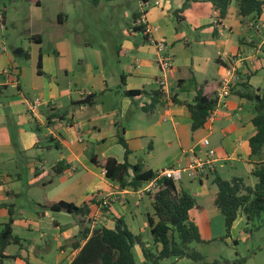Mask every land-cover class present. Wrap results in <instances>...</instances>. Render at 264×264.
Returning a JSON list of instances; mask_svg holds the SVG:
<instances>
[{"label":"crops","instance_id":"obj_1","mask_svg":"<svg viewBox=\"0 0 264 264\" xmlns=\"http://www.w3.org/2000/svg\"><path fill=\"white\" fill-rule=\"evenodd\" d=\"M141 1L137 0L132 22L123 30L124 39L109 61L110 70L91 41L73 49L72 39L63 36L62 46L57 38V44L45 51L44 23L38 8L30 18L29 49H21L14 59L6 42L9 14L5 6L0 7V12L4 11L0 22V232L12 219V232L20 239L12 244L18 250L8 251L12 245L7 247L4 264H71L85 243L81 241L80 248L73 246L81 230L114 228L115 217L122 218L134 235L150 231L148 215H154L151 198L141 189H123L109 180L104 164L110 158L140 164L157 174L184 168L192 154L203 156L201 142L208 139L218 159L215 169L200 180L185 175L190 185L185 186L183 180L175 183L196 199L190 216L196 209L201 214L209 212L211 219L220 213L215 205V176L226 181L242 179L246 186L245 178L253 177L259 162L251 157L249 146L256 132L254 104L232 91L227 107L196 131L192 130L188 105L200 88L216 99L226 68L242 54L250 55L253 62L239 65L240 83L248 82L264 96V29L257 32L249 25L257 16L242 18L238 0L232 1L224 19L210 0H192L183 12L187 0H149L159 1V5L147 10V21L154 30L144 35L146 41L133 30ZM66 20L68 17L59 13L56 26H64ZM221 26L227 28L224 36L219 34ZM53 37L55 40V34ZM153 41H164L166 50L158 51ZM166 55L173 57L174 64L163 72L159 61ZM11 69L18 72L17 85L4 82V73ZM162 78L166 91L159 84ZM128 91L142 94L132 97L124 94ZM92 95L91 104L82 103ZM37 99L40 104L32 110L29 103ZM69 121L72 126L67 125ZM121 134L128 154L119 141ZM48 162L51 167H46ZM99 196L116 201L103 211L97 207ZM94 198L90 216L82 218L86 224L76 217L71 225L64 222L71 214L46 208L58 202L80 207ZM194 222L204 242L225 237L226 229L215 236L211 223L204 230L199 221ZM244 227L245 218L240 216L231 230L233 241ZM243 263L240 259L236 264Z\"/></svg>","mask_w":264,"mask_h":264},{"label":"trees","instance_id":"obj_2","mask_svg":"<svg viewBox=\"0 0 264 264\" xmlns=\"http://www.w3.org/2000/svg\"><path fill=\"white\" fill-rule=\"evenodd\" d=\"M89 1L93 6H98L102 1L114 0ZM191 1L187 0L180 11L187 9ZM232 1L210 0L220 19L226 18ZM263 5L264 2L261 0H238L239 15L242 18L258 16L263 11ZM2 13L4 14V11ZM139 15L136 13L134 16L133 30L143 35V38L148 41V38L144 36L146 35L144 28L137 25ZM232 91L236 92L240 98L254 104L253 124L256 132L251 137L249 146L251 157L259 160L252 171V175L258 179V182L254 187H250L246 186L242 179L226 181L219 175L215 176L213 180L217 188L215 205L225 218L226 234L221 240L231 236L232 227L240 216L246 219L245 232L251 231L247 225L256 219L264 223V96L254 90L248 82L238 83ZM124 94L133 97L142 92L128 91ZM94 98L95 95L89 96L82 103L91 104ZM216 103V99L206 95L202 88L198 90L193 103L188 105L193 131L202 129L206 125L207 118L216 107ZM119 141L128 154V146L122 134ZM104 168L109 180L117 182L123 189L129 188L134 191L142 189L156 177V174L145 170L140 164L131 165L128 161L119 163L114 158L108 159ZM55 170L60 172V167H56ZM146 194L151 198L154 209V215H148L152 245L148 246L141 235H134L122 218L115 217L114 228L101 226L93 232L89 227L81 230L73 246L80 248V242L85 241V243L71 264H138L135 254L136 246L140 247L145 264H162V261L167 258L203 260L200 253L188 248L191 243L204 242L197 224L190 216V211L196 206L195 197L185 190H179L176 183L168 179L160 180L158 187ZM94 201L95 198L90 204L80 207L66 202L51 203L46 205V208L53 212H63L85 219L90 216L91 204ZM83 219L80 222L86 224ZM12 223L13 220L10 219L0 232V264H4L8 258L5 254L7 247L20 243V239L12 232Z\"/></svg>","mask_w":264,"mask_h":264},{"label":"rangeland","instance_id":"obj_3","mask_svg":"<svg viewBox=\"0 0 264 264\" xmlns=\"http://www.w3.org/2000/svg\"><path fill=\"white\" fill-rule=\"evenodd\" d=\"M137 5V0H114L102 2L98 6H93L89 0H0V7H6L10 18L6 34L8 52L14 59H17L15 56L17 51L29 49L30 42H32L30 18L38 8V13L42 15L44 23L43 47L45 51L57 44V38L62 46L63 36L72 39L73 49L78 45L81 46L80 44L85 41H91L92 45L103 54L106 68L110 70L109 61H111L112 55H115L120 41L124 39L123 30L129 28L133 19V11L136 10ZM59 13L68 17L64 26H56ZM51 165L52 162H48L46 167H51ZM241 165L246 167L242 163ZM45 177L48 178L47 175ZM183 182L185 186L190 185L186 176H184ZM257 182L258 180L254 176L251 179L245 178V183L248 186H255ZM38 209L40 210V208ZM66 216L68 215L66 214ZM191 217L199 221L204 230L209 228L211 223L215 236H220L221 231L223 232L225 229L224 216L220 213L211 219L209 212L201 214L194 209L191 212ZM75 218V215H69L64 222H70L72 225ZM54 219L58 220L59 218L54 217ZM47 221H50V218ZM247 226L251 231H242L236 241H233L230 236L225 241L219 239L212 242L189 244L188 248L191 251H196L203 256L201 261H193L187 258H167L162 261V264H236L240 259H243V264H264V223L256 219ZM142 238L148 246L152 245L153 240L150 231L146 230L142 234ZM48 240H52L49 243L54 252L55 242H53L52 233L49 234ZM12 249L18 250V246L12 245L8 251H13ZM139 251L138 246L137 252L135 251L137 262L138 264H145L143 256H139Z\"/></svg>","mask_w":264,"mask_h":264},{"label":"built area","instance_id":"obj_4","mask_svg":"<svg viewBox=\"0 0 264 264\" xmlns=\"http://www.w3.org/2000/svg\"><path fill=\"white\" fill-rule=\"evenodd\" d=\"M158 5H159V1H154L153 3L149 1L140 2V10H139L140 15L137 19V25L142 26L144 28L146 35L152 34L154 30V28L150 26V24L147 21V17H146L147 10L151 6H158ZM3 20H4L3 13L0 12V22H3ZM249 25L252 29H254L257 32H261L264 29V5H263L262 13L259 14L254 21L250 22ZM226 30H227L226 26H221L219 28L220 36H224ZM153 43L156 49L160 52H164L167 48L164 41H153ZM3 49L6 50L5 46H3ZM259 51L261 52L260 49ZM247 60L253 62V60H251L250 55H245V54L238 55L234 57V59H232L233 65L226 68L225 73L220 81L219 89L217 90L216 107L208 116L206 124L212 123L215 120V118H217L219 112L227 107V99L229 98L232 89L241 81V75L239 73V65L244 64V62ZM173 64H174L173 57L170 55H166L162 57V59L159 61V68L163 72L169 71L172 69ZM4 74L6 79V81L4 82L6 84L17 85L19 83V76L17 70L11 69ZM159 84L162 90L166 91L165 90L166 81L164 78H162L159 81ZM39 104H40V100L37 99L29 103V106L33 110L37 108ZM67 125L72 126L70 124V121L67 122ZM73 127H75L77 130L81 129L80 124L73 123ZM201 147L202 149H205L203 156L192 154L190 156L187 166H185L184 168H170L160 171L159 173L156 174V177L154 179H152L147 185H145L141 189V191L146 193L148 191L154 190L155 188L158 187V183L162 179H168L174 182H180L181 180H183L185 175L192 180H200L201 178H203L210 170L215 169L218 163V159H217L216 151L210 147V141L208 139H204L201 142ZM97 199H98V201H96L98 203L97 207L99 209L107 210V211L110 209L112 202L116 201V198L103 197V196H99L97 197Z\"/></svg>","mask_w":264,"mask_h":264},{"label":"water","instance_id":"obj_5","mask_svg":"<svg viewBox=\"0 0 264 264\" xmlns=\"http://www.w3.org/2000/svg\"><path fill=\"white\" fill-rule=\"evenodd\" d=\"M20 51H17L15 54H18Z\"/></svg>","mask_w":264,"mask_h":264}]
</instances>
